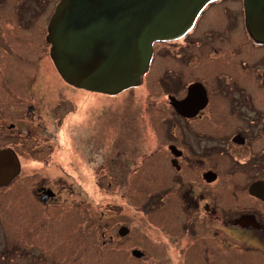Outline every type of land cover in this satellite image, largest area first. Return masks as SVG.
Masks as SVG:
<instances>
[{"label": "flooded vegetation", "instance_id": "1", "mask_svg": "<svg viewBox=\"0 0 264 264\" xmlns=\"http://www.w3.org/2000/svg\"><path fill=\"white\" fill-rule=\"evenodd\" d=\"M59 1H0L12 38L0 39V187L30 186L34 218L68 203L69 230L96 222L110 234L95 245H127L135 262L264 264V42L243 0H212L182 36L152 44L143 74L163 111L140 118L157 126L144 142L135 126L77 130L47 40Z\"/></svg>", "mask_w": 264, "mask_h": 264}, {"label": "water", "instance_id": "2", "mask_svg": "<svg viewBox=\"0 0 264 264\" xmlns=\"http://www.w3.org/2000/svg\"><path fill=\"white\" fill-rule=\"evenodd\" d=\"M211 1L61 0L49 23L51 58L68 84L116 94L140 83L153 42L182 36ZM243 3L249 34L264 42V0ZM197 86L189 87L186 99L191 100ZM9 157L0 154V163ZM3 174L0 169V184L6 181Z\"/></svg>", "mask_w": 264, "mask_h": 264}, {"label": "rangeland", "instance_id": "3", "mask_svg": "<svg viewBox=\"0 0 264 264\" xmlns=\"http://www.w3.org/2000/svg\"><path fill=\"white\" fill-rule=\"evenodd\" d=\"M9 31V26L0 25V39H12ZM0 52L5 55L2 48ZM151 77L142 76L138 85L112 96L68 86L72 108L82 114L73 116V123L81 126L77 130L90 131L93 135L103 130L110 136L116 130H134L135 126L143 142L147 134L152 137L150 134L157 126L152 122L154 129L150 124L142 127L144 123L140 119L159 116L163 111L162 104L148 100V96L158 95L152 92L159 91ZM21 186L13 182L0 187V264H151L129 260L125 254L127 245L120 251L107 246L98 248L95 244L102 241L100 235L106 232L108 236L110 231L94 230L96 222L92 227L88 224L89 230H69L68 203L55 206L49 215L41 213L39 218H34L30 212L31 187Z\"/></svg>", "mask_w": 264, "mask_h": 264}]
</instances>
